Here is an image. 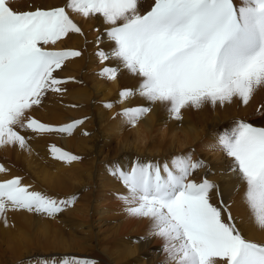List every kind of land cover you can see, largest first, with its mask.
Listing matches in <instances>:
<instances>
[{
	"label": "snow or ice",
	"instance_id": "snow-or-ice-1",
	"mask_svg": "<svg viewBox=\"0 0 264 264\" xmlns=\"http://www.w3.org/2000/svg\"><path fill=\"white\" fill-rule=\"evenodd\" d=\"M144 2L67 0L64 7L19 12L13 0H0V146L27 147L17 128L72 135L84 123L52 126L28 115L49 93L62 94V85L75 79L57 73L82 52L46 47L73 33L83 35L69 11L101 19L106 26L95 43L106 40L112 47H98L96 56L102 63L114 60L116 66L97 75L116 80L123 69L139 78L138 87L120 92L122 99L139 96L163 104L172 118L180 119L188 107L224 106L234 99L247 105L264 88V0H152L143 11ZM149 111L127 108L120 115L135 124ZM210 147L231 158L229 179L238 192L242 189L241 202L251 222L264 231V127L236 121L218 133ZM49 151L66 163L79 159L54 145ZM199 173L203 176L198 182ZM209 174L214 175L210 166L193 159L191 152L170 162L134 159L130 167L114 164L110 169L125 189L117 199L126 213L147 219L148 236L163 241L164 264H264V243L244 237L220 185L208 179ZM214 196L218 204L212 202ZM73 201L31 192L18 177L0 182V218L10 210L54 217ZM30 261L89 264L67 256Z\"/></svg>",
	"mask_w": 264,
	"mask_h": 264
},
{
	"label": "bare ground",
	"instance_id": "bare-ground-1",
	"mask_svg": "<svg viewBox=\"0 0 264 264\" xmlns=\"http://www.w3.org/2000/svg\"><path fill=\"white\" fill-rule=\"evenodd\" d=\"M66 3L67 0H13L12 7L24 12L64 7ZM151 3L152 0H145L143 11L149 10ZM69 15L83 35L73 33L56 45L46 47L82 52L81 57L66 61L63 71L57 73L62 79H75L62 85L66 89L62 94L49 93L42 104L34 106L28 115L52 126L77 120L84 123L74 129L72 135L33 133L17 128L25 137L27 147L22 150L11 144L0 146V167L4 169L0 172V182L18 177L22 186L31 192L57 200H67L69 196L80 193V198L73 207L67 206L60 213L67 221L57 220V224L46 214L8 211L0 218V264H23L22 261H29L38 252L48 251L61 257H72L74 250L80 257L110 260L111 264H120L124 260L122 258H130L138 264H151L141 259L143 249L133 247L126 252L123 251L125 247H118L124 244L121 229L115 227L112 236H104L100 230L106 223L100 224L101 221L95 220L99 214H105V211L100 212L103 209L98 203H112L117 193L125 192L110 172L106 173V164H116L120 157L124 167H130L134 159L164 163L174 156L191 152L193 159H202L210 166L214 175L209 174L208 179L220 185L224 203L230 205L244 237L264 243V231L251 222L247 208L241 202L242 189L238 192L233 187V180L229 179L230 162L216 154L218 149L210 147L215 144L216 135L223 130L221 122L213 114L220 111L221 106L206 104L200 108H184L180 119H174L166 106L161 110L163 104L145 103L146 100L139 96L122 99L120 92L138 87L139 78L123 69L116 80L97 75L105 67L116 66V61L102 63L96 56L98 47L111 50L112 45L106 40L99 46L95 43L106 26L98 18L88 19L71 11ZM105 104L112 106L106 108ZM137 107L149 108L150 119L142 116L132 126L120 114L127 108ZM153 120L158 122L157 126L153 125ZM208 123L211 125L207 129L201 126ZM84 132L88 135H83ZM111 144H114L113 150ZM53 145L79 159L66 163L53 158L49 151ZM181 148H184L183 152L179 151ZM202 176L203 173H199L195 179L199 182ZM212 202L218 204V198L214 196ZM6 217L12 229L4 223ZM119 256L121 258L117 259ZM158 259L164 262V253Z\"/></svg>",
	"mask_w": 264,
	"mask_h": 264
},
{
	"label": "rangeland",
	"instance_id": "rangeland-1",
	"mask_svg": "<svg viewBox=\"0 0 264 264\" xmlns=\"http://www.w3.org/2000/svg\"><path fill=\"white\" fill-rule=\"evenodd\" d=\"M145 103L153 104V103H150L148 101H145ZM114 104H118V103L115 102ZM155 104L157 105V103H155ZM164 107H165V105L162 106L161 110H163ZM224 109H225L224 113L220 112L221 110H224ZM220 111H214L213 114L216 116V119H219V121L221 122V125L223 128V130L221 132L228 130L227 127L234 126L235 122L240 121V120L251 123V124H253V126H256V127H264V88L258 89L254 93L252 99L249 101V103L247 105L243 104L239 99H234V101L232 103L221 106ZM157 112L159 113V108H157ZM144 117H147L150 119V113L148 112L146 115H144ZM124 120L127 121L126 118H124ZM127 123H128V121H127ZM157 123L158 122L154 121L153 125L157 126ZM133 125L134 124H132V126ZM210 125L211 124L208 123L206 125L204 124L201 126H203L205 129H207L208 127H210ZM160 127L162 128L163 125H161ZM110 146L113 150L114 144H111ZM184 148H181L179 151L183 152ZM216 154L222 155V157L225 160H227L228 162L231 161V158L226 157L224 155V153L221 151H217ZM120 159H121V157L117 160L116 164H119L120 166L124 167V164H122L120 162ZM170 161L171 160H169V162ZM113 165L114 164H111V165L106 164L107 175L109 174L110 169L112 168ZM113 180H114V178H113ZM124 193H125L124 190L117 193L114 196V198H113L114 201L112 203L100 202L97 204L101 207V209H103L100 212L105 211V214H103V215L99 214L98 217H95L96 221H101L100 224L104 223V222L106 223L105 226H103L101 228L100 232L103 233L104 236L110 237V236H112L113 231L115 230V227L118 229H121L120 231H121L122 240L124 241V244L119 245L118 246L119 248L125 247V249H123V251L126 250V252H127V251H131L132 250L131 248H133V247H138L140 249H143V254L141 255L142 260H144L146 262L149 261V263H151V264H164L163 261H160L158 259V257L161 256V254H163V252L161 251L163 241L159 238H154V237L148 236V229H146L147 222H148L147 219L135 218V217H132L126 213L125 205L119 199H117V196L119 194H124ZM73 197H74V201L71 204L72 207L79 200L80 193L76 194V195H71L68 197V199L73 198ZM19 211H23V210H19ZM64 213H66V212L64 211ZM61 214L59 213L56 216L50 217V218H53L52 220L53 221L55 220L56 222L54 221V223H56V224H57V220L67 221L64 218V216H62ZM5 220L7 221L6 224L10 226L7 217L5 218ZM1 224L2 223L0 221V243L2 241ZM10 228H11V226H10ZM98 230H99V228L96 229V231H98ZM106 253L107 252L104 251V254H106ZM112 254L115 255V253H112ZM71 256L72 257L77 256L76 258L79 257L82 260H86L89 262V264H111L110 260L103 261V260H96V259H92V258L80 257L77 250H74V253ZM34 257H44V258L54 257L57 260L62 258L61 256H59L58 254H56L52 251H48V252H44V253L38 252V254H36ZM34 257H31V258H34ZM119 258H121V257L120 256L117 257V259H119ZM122 259H124V260L120 264H138V262L135 263V262L131 261L130 258H126V259L122 258ZM25 261H27V260L22 261V263ZM30 263H31V261L29 260L28 264H30Z\"/></svg>",
	"mask_w": 264,
	"mask_h": 264
}]
</instances>
